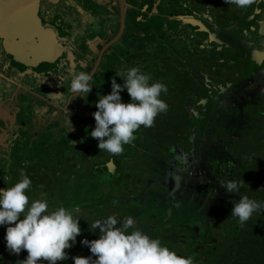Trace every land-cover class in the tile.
I'll return each instance as SVG.
<instances>
[{"label":"flooded vegetation","instance_id":"1","mask_svg":"<svg viewBox=\"0 0 264 264\" xmlns=\"http://www.w3.org/2000/svg\"><path fill=\"white\" fill-rule=\"evenodd\" d=\"M178 3L183 12L174 16L185 23L172 20L177 29L189 33L179 34V41L189 44L188 49L180 52L175 68L178 80L173 85H184L191 78L190 91L194 93L185 87L180 88V94L168 90L170 93L163 98L168 104L167 112L156 117L153 127L141 126L134 133V141L119 155L100 150L98 142L96 146L89 142L91 154L83 156L80 151H87L81 148L85 139L78 147H69L68 163H58L53 153L48 162L23 161L20 165L27 167L32 184L43 187L39 191L31 185L27 192L30 201L45 193L49 210L76 209L75 214L82 216L79 219L82 232L74 246L65 250L69 258L56 264H73L72 256L92 255L80 241L96 239L98 229L93 231L92 223L110 215L116 216L119 223L132 217L135 227L151 238L160 239L177 254L191 256L194 264H264V236H250V232L264 233L263 212L258 209L243 226L231 216L233 205L244 194L249 193V198L260 196L257 187L264 178L258 182L257 177L263 174L264 166L256 164L250 173L244 170V148L248 149L247 155L251 152V144H244L249 126L243 123L237 128L231 120L232 112L221 116L216 113L224 107L244 106V98L264 96V0H256L250 11L249 7L218 6L212 17L208 16L212 12L208 6L194 8L192 0ZM162 4L166 5L167 0H39L36 19L40 26L51 30V40L59 52L52 62L36 61L27 67L13 60L6 43L0 39V108L4 109L11 100L10 110L0 111V115L11 114L19 103L15 95L26 93L31 96L29 108L40 104L47 110L54 109L56 120L50 124L63 128L58 117L60 112L66 118L67 108L72 125L80 128L72 132L83 133L87 128L90 133L89 121L84 120L83 114L77 113L80 120L77 117L76 122L72 120L75 110L71 107L81 100L79 96L72 99V74L91 72L93 78L104 77L102 82L106 81L110 64L126 54L127 42L135 43V36H143L140 28L150 27L153 11ZM65 7L81 12L83 25L77 26L70 20L74 14L64 15L61 10L68 12ZM50 11L62 13L61 19L66 16L64 23L69 19L70 26L65 23L62 31L68 38L54 31ZM202 20L204 23L200 24ZM198 26L204 31H194ZM226 36L229 42L223 44ZM94 46L99 47L96 53ZM94 53L96 58L89 66L84 61ZM68 54L73 56V67ZM185 56H192L193 62L184 63ZM205 58L209 59V67L203 68L202 75L193 65ZM209 71L213 79L208 76ZM100 84L95 82L93 86ZM41 87L45 89L38 90ZM43 115V127L49 126L48 115ZM25 122H20L21 128H25ZM1 132V143L14 138V131L11 136H6L7 129ZM3 147L9 151L12 144ZM3 165L8 167L6 163ZM241 179L244 182L238 193H227L222 187L229 180ZM85 183L88 191L78 194L80 197L68 191L72 185L79 189ZM62 184L66 190L61 188ZM4 236L5 226H0V264H22L27 250L12 253Z\"/></svg>","mask_w":264,"mask_h":264},{"label":"clouds","instance_id":"2","mask_svg":"<svg viewBox=\"0 0 264 264\" xmlns=\"http://www.w3.org/2000/svg\"><path fill=\"white\" fill-rule=\"evenodd\" d=\"M256 0H225L228 5L246 9ZM116 76L123 78L117 83L111 78V91L99 95L93 112L95 127L89 133L98 140V148L112 155H119L124 146L132 143L134 133L141 127L154 126L156 117L166 113L168 104L161 98L168 88L162 81H152L151 76L139 66L120 69ZM93 73H73L70 85L72 99L85 98L91 92ZM127 90L130 97L123 102L121 92ZM71 99V100H72ZM70 100V101H71ZM67 131L73 128L66 108ZM75 142L73 141V144ZM21 179L11 187L0 189V226H5V243L8 250L19 254L27 250L22 264H56L69 258L65 251L76 243L82 232L76 209L59 207L49 210L45 193L31 200L26 194L32 181L23 169ZM243 180H229L222 187L227 193H238ZM231 209V216L243 226L264 204L247 196L240 197ZM93 231L98 229L96 239H81L90 256H72L73 264H194L191 256H182L164 246L160 239L135 227L134 219L127 217L122 223L116 216H108L92 223ZM131 229V231H129ZM93 256L95 259H93Z\"/></svg>","mask_w":264,"mask_h":264},{"label":"rangeland","instance_id":"3","mask_svg":"<svg viewBox=\"0 0 264 264\" xmlns=\"http://www.w3.org/2000/svg\"><path fill=\"white\" fill-rule=\"evenodd\" d=\"M181 1L185 2V0H181ZM192 3H193L192 6L194 8L199 7V6H203V7L208 6L210 8V11H212V12H210V15H208L210 17H212L211 15H214L213 10H214V8H216L218 6H226L223 8H230V9H232V7L234 6V5L226 4L225 0H192ZM250 7L251 6H249L248 11H250ZM48 9H51V7H49ZM66 9L68 10V12H66L65 10H61L63 12V14L64 13H67L69 15L74 14L73 18L70 20L73 23H76L77 26H79L80 24L83 25L81 12H76L74 9H71L70 7H67ZM157 9H158L157 11H153L152 21L150 23H148V25L150 27H152L153 31L157 30L158 26H160V27L165 26L164 24H168V25L174 27L176 25L175 24L176 22L173 21L172 19H175L177 22H179L181 24L185 23V21L182 22V21L177 19L178 18L177 16H174L175 14L183 12L182 9L180 8V4L178 3V0H167L166 5L162 4ZM42 10H43V8H41V13L43 15H45L42 12ZM51 11H52V9H51ZM51 11H50V14H48V16H52L51 19L53 21L54 31H56L60 36L68 38L69 36L67 33H64V35H62L63 34L62 31L65 29V25H66L65 23H67V25L70 26L69 19L65 20V23H64V18H66V16H63L62 17L63 19H61L60 14H62V13L59 14V11H57V13L55 14V12H51ZM187 12H189V11H187ZM102 15H104V14H101V16ZM139 17L140 16H138L137 20H140ZM206 22H208V21H206ZM186 23L189 25L194 24V23H192V21H186ZM202 23H204L203 20H202V22H200V24H202ZM200 24H199V26H200ZM62 25H64V26H62ZM200 29H203V28L199 27V28H197V30H194V31L200 33ZM203 31H204V29H203ZM228 39L229 38L226 36V38L223 39L222 43L223 44L228 43L229 42ZM84 44L86 45V43H84ZM88 44H90V43H88ZM90 46H92V45L90 44ZM83 48H84V45H83ZM98 48H96V46H94L93 51L96 53ZM95 53H94V55H91V56L88 55L89 58L87 57L86 60L84 61L87 65L91 66L93 64V62L96 58ZM181 54H182V52H181ZM68 59L71 61V66L73 67V65H74L73 56L68 54ZM205 59L206 60H202L199 64L195 63V65H193L196 68L195 70L199 71V73H201V74L204 71V69H203L204 67H206V66L209 67V62H208L209 59H207V58H205ZM184 61H185L184 63H188V62L192 63L193 57L192 56L191 57L185 56ZM159 64H161V62L157 63V66H154V64H153V65H151V67L146 68L145 69L146 73H150V72L158 73L162 69H169V70H171L170 71L171 74L166 75V81L169 82V84H172L169 86H175V89L172 88L171 91H173L175 94L176 93L180 94L181 93V92H179L180 88L185 87V88H188L187 90H189V91L193 89L192 84H191V80H190L191 78L187 79L190 82L184 81V85H183V83H181L180 85H173L174 83H176V80H178V76L176 75L177 73H175L176 69L174 68V66L169 67V68L163 67V66L159 67L158 66ZM191 72H192V70H191ZM208 76L211 79H213V76H212L210 71L208 73ZM107 77H109L110 79L114 77L117 80V83H121V84L123 83V78L116 76L113 73L107 74ZM151 78L153 81L154 79L158 78V76L152 75ZM103 79H104V77L102 78V80ZM186 82L188 83L187 86H186ZM66 84H67V82L65 83V86L67 87ZM43 89H45V88L41 87V89H38V90H43ZM110 91H111V83L110 84L101 83L100 86L94 85L92 87L91 92L87 95V97H85V98L80 97L81 100L77 101L76 104L72 105L71 109L73 111L75 110V112L73 113L74 116H73L72 120L74 122H76V117L79 119V117H78L79 115L77 113L83 114L84 120L87 121V119H88L89 124H92L91 125V130H92V128L95 127V120H94V117L92 115V113L96 111L95 102L98 100L99 95H105V94L109 93ZM190 92L192 94L194 93L193 91H190ZM15 93L16 92H14L12 95H14ZM122 93L123 92H121V95L123 97H125V96L129 97L128 94H125V93L122 94ZM1 94H3V92H1ZM15 97H16V102L17 103L19 102V103L14 108V111L9 115L8 114H3V116L0 115V129H1V131H6V129H7L8 134H6V136H11L12 131H14L13 132L14 138H12L11 140H8V138H7V140L4 141V143L0 142V189H2L4 187H6V188L11 187L13 184H15L16 182H18L21 179L20 171H21V169H24L23 166H20L21 164H23V160H21V159H24V158H21V155L27 154L30 150V147L27 146L29 144L28 143L29 137L35 138L34 141H35L36 146H37L36 148H38V149L40 147L39 140L47 142V144H49L50 140L54 141L55 142V144L53 143L54 148L56 147V144L60 145L63 140H64V143H65V141H67L66 145L68 147L74 146L72 148H76L77 144L80 141L85 140V139H86L85 145L83 147L81 146V148H84L85 150L89 149L90 147H92L90 145V143H93L94 146H96L97 142H95L96 140H94V138H92L90 136L89 132L87 131V128L85 129L86 133L85 132L75 133L78 131V129H80L76 126H73V128L71 130L67 131L65 114H61L59 112V114H60L59 123H60L61 127H63V128H61L62 130H60L59 127H57L56 125H51V124L49 126L43 127V122H44L43 118L41 116H39L38 114H36L34 109L28 107V103H29L28 99L31 96H29L26 93H23V94L15 95ZM180 98L181 97H178L176 99L179 101ZM13 99H14V97H12V100ZM122 101L126 102V101H128V99L126 98V101L122 99ZM10 102H11V100H9V102H8L9 106H7L8 104L4 106L5 110L3 108H0V111L3 113H6L8 110H10L9 109L11 107ZM262 105H264V96L263 97H256V99H254L250 96L249 98H244V106L236 105L235 107H232V108L224 107L220 112H218V111L216 112L217 115H220V116L221 115H227V114H230V112H232V114L234 115V118H232L231 120L233 121V124H236L237 128L241 127L243 125V123H246L249 126V133H248V136L246 135L247 138L244 141V144L246 146L251 144V147H249V149L251 151L250 155H247L248 149L244 148V168H245L244 170L246 172H249V173L256 166V164H260V165L264 166V147H263L264 146V114H263V112L260 113L262 110L264 111V109H262L263 108ZM176 106L177 105H175L174 108H176ZM82 109H84V110L82 111ZM86 111H88V116H87ZM53 113H54V109L49 111L50 116L53 115ZM22 120L26 121L25 122V125H26L25 128H21V126H20V122H22ZM228 125H229V123H226V126H228ZM18 126H19V128H18ZM72 130H74L75 132H72ZM1 133L3 135V132H1ZM62 136H66V138L64 139ZM73 141L75 142L74 144H73ZM9 144H12V147H11L12 149H10L9 151H6L5 148L3 147V145L6 147ZM55 149L58 150V149H60V147H56ZM62 157L63 156L62 155L60 156L58 153V159H60ZM3 163L4 164L6 163L8 165V167L4 168ZM59 169H60V167L58 166L57 167L58 178L60 176ZM13 173H16V175ZM25 173L28 175V172H25ZM263 178H264V172L262 175L258 174L257 181L259 182V180L263 179ZM58 180L60 181L61 179L59 178ZM32 186H35V184H32ZM35 188H39V186H35ZM42 188L43 187H40L38 190L41 191ZM61 188L66 190V188L64 187L63 184H62ZM68 191H71L72 194H74V195L76 194L77 196H79L78 194H80V193L81 194L86 193L88 191V187H87L86 183L83 186H80L79 189H75L74 185H72L70 187V189H68ZM27 192H26V194H27ZM252 192L253 191H251L250 193H252ZM244 196L248 197L249 193L244 194ZM251 199H255L256 201H258L259 197L254 198L251 196ZM252 216L254 217V215H252Z\"/></svg>","mask_w":264,"mask_h":264},{"label":"trees","instance_id":"4","mask_svg":"<svg viewBox=\"0 0 264 264\" xmlns=\"http://www.w3.org/2000/svg\"><path fill=\"white\" fill-rule=\"evenodd\" d=\"M139 27V26H138ZM158 26L157 30H151V27H141L139 32L143 33V36H135L134 38L136 39V42L133 43L127 42L126 47H125V52L124 56L116 60L115 62L110 64L111 69L108 70L107 74H116L120 69L124 68L125 66L127 67H132V66H139L142 71L146 72L145 69L151 67V65L154 64V66H157V63L161 62L158 66L161 67H172L176 68L178 66L177 61H179L181 55L180 52L181 50L188 49V44L187 42L179 41V34H189L188 32H182L177 27H172L170 25L165 26ZM133 38V39H134ZM132 39V40H133ZM131 52V54H129ZM132 52H135L136 55H132ZM116 70V71H115ZM171 70L169 69H162L158 73L155 72H150L148 73L150 76L155 75L158 76V78L154 79L153 81H162L167 85L168 90L171 91L173 86H169L172 84H169V82L166 81V75L171 74ZM107 80L102 82L101 79L98 77L93 78L92 83L94 84L95 82L99 83H104V84H110L111 79L108 77L106 78ZM117 81V80H116ZM175 89V88H174ZM162 93L161 98L163 99L168 93ZM176 91V90H175ZM122 94H128L127 90L122 91ZM173 92V91H172ZM121 97H123L121 95ZM126 98L128 101L130 100V97H123L122 99L126 101ZM126 101V102H128ZM93 114V113H92ZM91 125L89 131L91 132ZM60 130H62L60 128ZM64 139L66 136H62ZM35 139L33 138H28V147H30V150L27 154H22L21 159L23 160L26 164L33 163V162H48L49 157L55 153L56 156V161L60 164L68 163V156L69 153H71V150L69 147L66 145V142L64 143V140L61 142L60 145L56 144V147H60V149H55L53 146V143L55 144L54 141L50 140L49 144L47 142H44L42 140H39V149L36 147V143L34 141ZM95 142H98L96 139ZM97 144V143H96ZM79 146V143L77 144V147ZM128 145H125L124 147H127ZM91 147L87 149V151H80L83 156L84 153L87 155L91 154ZM58 153L59 155L63 156L62 158L58 159ZM29 156V157H28ZM18 157V156H17ZM20 160V159H19ZM20 160V161H21ZM19 163V162H18ZM25 169L24 172H26V166L24 167ZM16 175V173H13ZM62 178L65 179V177L62 175ZM258 185V191L260 192L259 200L257 202L264 204V182L259 183ZM260 211L263 212L264 215V209H259ZM253 226H259L258 224H253ZM258 235L264 236V233L260 232H250V236L255 238L258 237ZM252 238V239H253Z\"/></svg>","mask_w":264,"mask_h":264},{"label":"water","instance_id":"5","mask_svg":"<svg viewBox=\"0 0 264 264\" xmlns=\"http://www.w3.org/2000/svg\"><path fill=\"white\" fill-rule=\"evenodd\" d=\"M38 6L39 0H0V39L13 60L27 67L52 62L59 52L51 30L36 19Z\"/></svg>","mask_w":264,"mask_h":264},{"label":"crops","instance_id":"6","mask_svg":"<svg viewBox=\"0 0 264 264\" xmlns=\"http://www.w3.org/2000/svg\"><path fill=\"white\" fill-rule=\"evenodd\" d=\"M55 107H57V105H55ZM32 109H34L35 110V112H36V114H38L39 116H41L42 118H44V115L43 114H46V115H48V124H50V123H53L55 120H56V117H55V115L56 114H54L53 113V115H49V111L50 110H47L43 105H40V104H38V105H35V106H33L32 107ZM60 117H58V119H59ZM41 120V119H40ZM62 120V119H61ZM52 125V124H51ZM29 138H33V137H29Z\"/></svg>","mask_w":264,"mask_h":264}]
</instances>
